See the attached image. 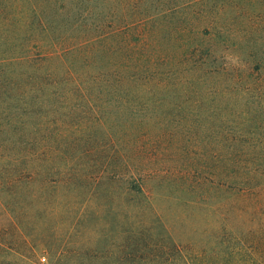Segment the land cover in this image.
Instances as JSON below:
<instances>
[{
    "label": "rangeland",
    "instance_id": "obj_1",
    "mask_svg": "<svg viewBox=\"0 0 264 264\" xmlns=\"http://www.w3.org/2000/svg\"><path fill=\"white\" fill-rule=\"evenodd\" d=\"M0 0V264H264V0Z\"/></svg>",
    "mask_w": 264,
    "mask_h": 264
},
{
    "label": "trees",
    "instance_id": "obj_2",
    "mask_svg": "<svg viewBox=\"0 0 264 264\" xmlns=\"http://www.w3.org/2000/svg\"><path fill=\"white\" fill-rule=\"evenodd\" d=\"M58 1L59 0H27L34 20L41 28H45L48 25V23H46V19H44L42 15L44 7L46 5L50 7Z\"/></svg>",
    "mask_w": 264,
    "mask_h": 264
}]
</instances>
